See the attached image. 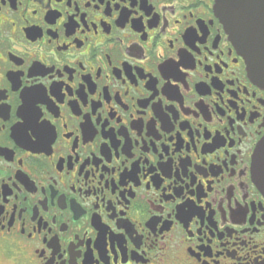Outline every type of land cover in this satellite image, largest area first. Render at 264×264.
<instances>
[{"label": "flooded vegetation", "instance_id": "flooded-vegetation-1", "mask_svg": "<svg viewBox=\"0 0 264 264\" xmlns=\"http://www.w3.org/2000/svg\"><path fill=\"white\" fill-rule=\"evenodd\" d=\"M215 0H0V264H264V87Z\"/></svg>", "mask_w": 264, "mask_h": 264}, {"label": "water", "instance_id": "water-1", "mask_svg": "<svg viewBox=\"0 0 264 264\" xmlns=\"http://www.w3.org/2000/svg\"><path fill=\"white\" fill-rule=\"evenodd\" d=\"M215 11L244 55L250 77L264 87V0H215ZM255 166L264 193V142L258 147Z\"/></svg>", "mask_w": 264, "mask_h": 264}]
</instances>
